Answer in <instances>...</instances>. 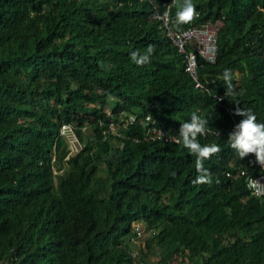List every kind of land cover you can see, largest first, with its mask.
I'll return each instance as SVG.
<instances>
[{"label": "trees", "instance_id": "16d2710c", "mask_svg": "<svg viewBox=\"0 0 264 264\" xmlns=\"http://www.w3.org/2000/svg\"><path fill=\"white\" fill-rule=\"evenodd\" d=\"M192 2L183 24V0H0V263L264 264V195L246 184L264 169L225 133L237 107L264 123V0ZM164 13L175 30L214 26L213 60L195 53L206 89ZM193 113L208 119L199 142L221 148L204 161L210 185L193 183L182 143L149 135L179 138L169 126Z\"/></svg>", "mask_w": 264, "mask_h": 264}, {"label": "clouds", "instance_id": "9594fccd", "mask_svg": "<svg viewBox=\"0 0 264 264\" xmlns=\"http://www.w3.org/2000/svg\"><path fill=\"white\" fill-rule=\"evenodd\" d=\"M197 15L198 13L196 11V6L193 4L192 0H183V3L180 5V8L177 12V21L183 24L190 23L193 21L194 18H196ZM191 26H195V25H191ZM191 26H188V27H191ZM199 26H195V27H199ZM180 30H176V31H180ZM185 44H189L190 47L185 48ZM185 44H184V50L190 49L194 51V55L195 53H197L195 52L191 42H186ZM214 48H215V45H214ZM153 51H154V46L149 45V47L147 48L144 54H140L138 50L133 51L131 53V59L137 65L142 66L143 64L149 62L150 56ZM195 63H196V60H195ZM183 68H184V62H183ZM222 78L227 84L229 91H231L233 87L232 85L233 75H232L231 70L225 69L223 72ZM199 83L202 85L201 82ZM196 87H202L206 89L204 85L196 86ZM217 95L218 94L215 95V98L219 100L220 95H218L219 98L216 97ZM234 115L243 117V119H241L239 123L237 124L233 123L229 127L225 128V133L229 135L228 139L230 141L231 148L237 152V154L239 155L241 159L245 158L246 156L250 154L254 155L256 163H258L264 169V123L257 122V117L251 110L242 109L240 107H237L235 109ZM180 121L183 123L179 127L178 123ZM169 127L179 130V133H178L179 138L176 133L169 131L167 128H164V127H153V128L154 129L158 128L161 131H163V133L166 134L165 137H163L162 135H155L152 132L153 128H151L149 135L156 137V138H160L162 141H176L177 140L176 141L177 143H182V145L185 148H187L189 152L196 157L195 167H196L198 175L196 176L193 183L210 185L213 182L212 175L210 171L204 167V161L207 159H210L212 155L219 153L221 151V148L218 144L202 145L198 140V136L204 135L206 133V128L208 127V119L202 118L196 113H193L189 121L185 122L184 120H178L172 123ZM253 180L256 181L257 185L260 186L262 190H264V172H261L255 176L246 177V184L249 187L251 194L256 195V196L264 195V191L259 192V193L253 192V184H251Z\"/></svg>", "mask_w": 264, "mask_h": 264}, {"label": "built area", "instance_id": "2783aa9c", "mask_svg": "<svg viewBox=\"0 0 264 264\" xmlns=\"http://www.w3.org/2000/svg\"><path fill=\"white\" fill-rule=\"evenodd\" d=\"M161 23L163 27L165 28V33L168 36V38L171 40V42L176 46L177 50L183 51V62H184V70L190 75V77L193 80L194 86H202L199 81L196 78L195 74V55L194 51L188 49L184 50V44L186 42H191L195 52L199 53L202 57H204L206 60L212 61L213 55H214V36H215V29L214 26L206 21L204 24H202L199 27L191 26L184 28L180 31H176L171 29L167 24V17L165 14L160 16ZM219 98V96H216ZM183 122H179L178 125H180ZM110 129H114V126L109 123ZM59 132L64 134L68 141H73L75 139L73 132L71 130V127L67 123H61L59 126ZM152 132L155 135H162L165 137L166 134L163 133L158 128H153ZM253 184V192L259 193L264 190L260 186L257 185L256 181L253 180L251 182ZM132 229L135 232L136 236H139L142 233L144 225L140 220H135L131 222ZM0 264H12L11 262H1ZM169 264H176V263H169Z\"/></svg>", "mask_w": 264, "mask_h": 264}, {"label": "rangeland", "instance_id": "374dc122", "mask_svg": "<svg viewBox=\"0 0 264 264\" xmlns=\"http://www.w3.org/2000/svg\"><path fill=\"white\" fill-rule=\"evenodd\" d=\"M72 146V145H71ZM141 222H142V224L144 225V223H143V220H141ZM146 234L143 232V233H141L138 237L139 238H137V237H133L132 239H131V241H132V243H133V245L134 246H136V244L139 242V240L138 239H141L143 236H145ZM152 257V256H151ZM150 257V258H151ZM152 262L150 261L149 262V264H151Z\"/></svg>", "mask_w": 264, "mask_h": 264}]
</instances>
